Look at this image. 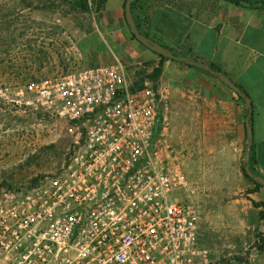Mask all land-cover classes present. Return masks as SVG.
<instances>
[{"label": "built area", "instance_id": "1", "mask_svg": "<svg viewBox=\"0 0 264 264\" xmlns=\"http://www.w3.org/2000/svg\"><path fill=\"white\" fill-rule=\"evenodd\" d=\"M14 101L64 120L66 159L0 195V264H209L193 189L170 143L169 98L124 64L19 87Z\"/></svg>", "mask_w": 264, "mask_h": 264}, {"label": "rangeland", "instance_id": "2", "mask_svg": "<svg viewBox=\"0 0 264 264\" xmlns=\"http://www.w3.org/2000/svg\"><path fill=\"white\" fill-rule=\"evenodd\" d=\"M99 2L0 0V195L33 187L65 161L64 120L18 105L15 92L32 81L112 64V50L102 48L97 35ZM150 54L142 63L121 59L132 85L155 86L149 75L160 57ZM172 147L193 189L200 245L210 250L209 264H264V244L259 249L264 207L253 206L248 195L254 183L241 169L205 175L201 164L188 165L184 147Z\"/></svg>", "mask_w": 264, "mask_h": 264}, {"label": "crops", "instance_id": "3", "mask_svg": "<svg viewBox=\"0 0 264 264\" xmlns=\"http://www.w3.org/2000/svg\"><path fill=\"white\" fill-rule=\"evenodd\" d=\"M125 1L103 0L99 43L112 50V64L151 60V51L132 37ZM135 13L149 38L218 67L250 99L255 168L264 177V10L222 0H143ZM154 85L168 95L170 143L185 148L189 166L201 164L208 176L241 169L249 143L245 100L215 75L175 60L163 61ZM248 195L264 203V187Z\"/></svg>", "mask_w": 264, "mask_h": 264}, {"label": "water", "instance_id": "4", "mask_svg": "<svg viewBox=\"0 0 264 264\" xmlns=\"http://www.w3.org/2000/svg\"><path fill=\"white\" fill-rule=\"evenodd\" d=\"M134 1L135 0H126L125 1L124 13H125V19H126V22L129 26V29L137 41H139L141 44H143L146 48H148L152 52H154L156 54H160V55H162L166 58H169L171 60L181 61V62H185L187 64H196L198 66H202L200 63H197L194 60L189 59L187 56H181V55L175 54L171 49L164 47L163 45L159 44L155 40H153V39L149 38L148 36L144 35L143 33H141L136 26V23H135V20L133 18L132 11H131V4ZM204 68L209 70V72L211 74L215 75L221 82H223L226 86H228L229 88L234 90L239 96L243 97L245 100L247 109L249 111H251L250 99L247 96H245V93L241 90V88L233 80H231L227 75H225L221 71L209 69L207 65H204ZM245 124H246L247 138L249 139V143L247 145L246 155H245V159H244V162H247L248 156H249V145L251 143V137H252V128H251L250 121H249L248 117L246 118ZM245 172L255 182H258L261 186L264 187V177L263 176L254 175L247 165L245 166Z\"/></svg>", "mask_w": 264, "mask_h": 264}, {"label": "trees", "instance_id": "5", "mask_svg": "<svg viewBox=\"0 0 264 264\" xmlns=\"http://www.w3.org/2000/svg\"><path fill=\"white\" fill-rule=\"evenodd\" d=\"M143 0H135L134 2H132L131 4V11H132V15H133V18L135 20V23H136V26L137 28L139 29V31L141 33H143L144 35H146L142 29H141V26L139 24V21H138V17L136 16V13H135V9L136 7L142 2ZM218 1V0H216ZM222 1H225L227 3H231V4H234V5H237V6H241V7H246V8H249V9H254V10H264V0H222ZM103 3V0H100L99 4H98V10H100V7ZM132 34V33H131ZM147 36V35H146ZM132 37L135 39L134 35L132 34ZM140 43V42H139ZM143 45V44H142ZM144 46V45H143ZM165 47V46H164ZM172 50V49H171ZM175 54L177 55H181V56H188L186 53H182V52H178V51H174L172 50ZM159 57H160V62L159 64L152 70L151 74L149 75V77L155 82L156 79L159 77V75L161 74V71H162V63L164 60H171L169 58H166L160 54H157ZM189 59L191 60H194L195 62L197 63H200L202 66H198L196 64H187L185 63L189 68H194L196 70H199V71H202L204 73H208L210 74L209 70L205 69L204 68V65H206L204 62H201V61H198L197 59H194L190 56H188ZM209 69H214V70H217L219 71V68L212 65V64H209L207 65ZM142 86V85H141ZM140 85L137 86V87H141ZM239 98H241L242 100H244L243 97L241 96H238ZM251 116H252V113L251 111H249L247 109V117L251 123ZM255 162H256V159H255V146L254 144L251 142L250 145H249V156H248V161L247 162H244L242 163V166H241V170L243 172V175L249 179L250 181H252L254 183V188L252 191L260 188V187H263L261 186L258 182H255L251 177H249L246 172H245V166L247 165L249 167V169L251 170V172L254 174V175H261L255 168ZM262 176V175H261ZM250 202L253 206L255 207H261L263 206L264 207V203L262 201H254L252 199H250ZM259 216L261 217V219L264 221V210H261L259 212ZM264 244V238H261V245L259 246V249H262V245ZM246 264V262H245Z\"/></svg>", "mask_w": 264, "mask_h": 264}]
</instances>
